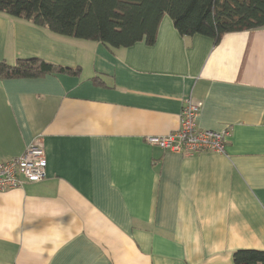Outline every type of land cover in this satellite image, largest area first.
<instances>
[{
	"label": "crops",
	"instance_id": "crops-1",
	"mask_svg": "<svg viewBox=\"0 0 264 264\" xmlns=\"http://www.w3.org/2000/svg\"><path fill=\"white\" fill-rule=\"evenodd\" d=\"M78 75L0 78V162L41 136L46 178L0 191V264H233L264 250V28L109 48L0 14V59ZM99 77L104 84L95 83ZM230 129L225 152L147 141L181 125Z\"/></svg>",
	"mask_w": 264,
	"mask_h": 264
},
{
	"label": "trees",
	"instance_id": "trees-1",
	"mask_svg": "<svg viewBox=\"0 0 264 264\" xmlns=\"http://www.w3.org/2000/svg\"><path fill=\"white\" fill-rule=\"evenodd\" d=\"M0 14L114 49L139 42L154 45L166 15L183 37L203 35L219 41L230 32L264 28V0H0ZM80 71L39 57L14 64L0 59V78ZM93 81L104 84L99 77ZM233 264H264V250H236Z\"/></svg>",
	"mask_w": 264,
	"mask_h": 264
},
{
	"label": "built area",
	"instance_id": "built-area-1",
	"mask_svg": "<svg viewBox=\"0 0 264 264\" xmlns=\"http://www.w3.org/2000/svg\"><path fill=\"white\" fill-rule=\"evenodd\" d=\"M202 102L187 98L181 111L178 130L164 135H151L147 141L172 152L193 155L201 152H225L230 129L214 131L198 126ZM47 155L41 136L27 145L24 152L0 162V191L21 187L25 181L46 178Z\"/></svg>",
	"mask_w": 264,
	"mask_h": 264
}]
</instances>
